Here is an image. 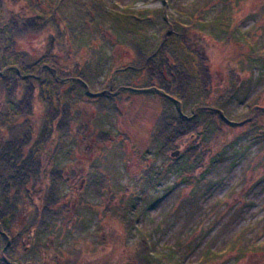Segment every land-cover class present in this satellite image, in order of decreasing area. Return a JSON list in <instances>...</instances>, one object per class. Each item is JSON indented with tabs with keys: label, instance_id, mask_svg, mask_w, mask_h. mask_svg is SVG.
Masks as SVG:
<instances>
[{
	"label": "rangeland",
	"instance_id": "rangeland-1",
	"mask_svg": "<svg viewBox=\"0 0 264 264\" xmlns=\"http://www.w3.org/2000/svg\"><path fill=\"white\" fill-rule=\"evenodd\" d=\"M163 1L170 2L169 21L180 14L184 20L198 18L201 10L207 11V20L225 18L217 26L209 21L204 32L194 28L185 33L188 45L204 58L211 74L205 103L225 107L229 121L222 123L218 135L207 144V161L187 177L186 184L177 169L185 162L184 153L195 135L176 140L175 148L166 153L153 145L165 94L150 93L155 85L147 81L145 71L134 77V84L130 81L132 75L122 70L142 58L107 22L99 23L102 18L94 6L104 3L114 12L133 9L136 14H147L144 9L151 8L148 16L155 24L144 19L139 29L140 42L149 38L145 48L150 49L160 41L166 23L159 10ZM57 3L56 25L41 33L29 32L16 45L32 63L47 51L59 63L58 78L70 76L71 80L53 91V107L44 103L37 84L32 98L27 87L30 81L20 76L12 80L11 91L0 90V157L8 140L25 141L21 139L26 127L35 139L24 145V155L36 142L41 125L46 122L53 130L40 139L38 170L26 187L14 191L23 197L17 203L15 221L10 227L0 226L8 238L1 240L0 255L12 243L4 253L12 254L20 264H27L26 260L48 263L56 256L66 264H139V245L147 233L153 234L156 256L166 254L165 264L171 260L169 248L177 241L194 246L183 264H201L199 251L212 245V256L220 258L215 264H264V60L248 56L254 42L256 53L264 55V0H8L6 6L32 16L48 14ZM86 18L90 19L87 28L79 27L89 32L73 46L72 27ZM56 26L64 34L62 40ZM247 32L253 40L246 41ZM230 33L232 38L226 40ZM178 57L189 71L195 68V59L187 53ZM143 83L146 86L138 88L141 92L134 93ZM9 99L17 101L16 113L23 115L15 126L11 122L15 114L8 112ZM184 110L191 116L193 104L187 103ZM3 116L10 117L11 123L2 122ZM232 145L247 146L246 156L225 160L217 173L201 178L209 159L230 152ZM177 150L180 153L173 157ZM149 166L161 172L156 186L140 179ZM199 181L198 206L185 202ZM47 202L50 216L48 212L46 216L53 220L39 231L38 224L32 223L36 214L41 218ZM134 215L139 219L131 226L128 223Z\"/></svg>",
	"mask_w": 264,
	"mask_h": 264
},
{
	"label": "trees",
	"instance_id": "trees-1",
	"mask_svg": "<svg viewBox=\"0 0 264 264\" xmlns=\"http://www.w3.org/2000/svg\"><path fill=\"white\" fill-rule=\"evenodd\" d=\"M169 3V1H163V5L159 8L163 13V19L166 23L161 29L162 37L160 41L155 43L150 49L145 48V44L148 43L149 38H147L144 43L140 42L141 38L139 39V29H143V25L142 27L140 25L144 19L148 20V23L150 24H155L154 18L148 16L150 11H152L151 8L144 9L149 12H147V14H141L143 11L136 14L133 13V9L132 12H126L125 10H116L114 12L108 8V6L106 7L104 3H98L99 5L94 4V6L98 11L97 16L102 18V21L99 23L107 22L110 29L117 35L122 36L125 43L135 46H133V49H135L134 51L137 53V57L142 58L129 63L124 70H122L123 72H128L129 75H132L130 81L134 84V77H136L138 73L145 71L148 74L147 81H149L152 86L155 85V88H152L150 93L159 95V93L164 92L165 94L163 95L165 96L163 97L164 110L156 124V132L153 135V145L158 147V151L166 153L175 148L176 140L186 135H195V142L187 148L184 153V156H186L185 162L177 169L178 175L185 178L184 182L186 184L188 182L187 177L190 176L195 169L201 166L202 163L207 161L210 153V150L206 147L207 144L218 135L222 123H228L229 121L224 106V108L220 109L205 103L210 89L211 74L205 64L204 58H202L198 51L188 45L185 33L194 28L204 32L209 21H213L217 26L220 22H223L225 18L213 16V20H207V11L201 10L198 11V18L190 16L184 20L182 14H180L177 17H172L173 21H169L167 17V13L170 11ZM7 4L8 0H0V90L11 91L12 80L14 78L18 79L20 76L23 79H28L30 81L27 86L28 89L31 90V93L29 94H33V90L37 89L35 86L37 84L42 90V99L44 100V103L48 106H52L55 102L53 91L59 89L58 87H61V84L66 81H70V76L63 78L62 80L58 78L57 73L59 74L62 72L59 68V63L54 62L52 60L53 57H50L49 54L47 55V51L40 57L39 61L32 63L28 58L29 55L26 51H19L16 41L19 37H23L29 32L33 31L34 33H41L47 28H50V26L52 27V25H56L54 22L56 20L55 12L58 9V3L51 5V12L48 14H34L32 16L27 13L18 14L12 12L7 9ZM80 12L82 13L81 10ZM83 16V18H85L87 15L85 16V14H83ZM91 19L92 21L94 20L93 18ZM89 22L90 19L86 18L76 27H72L74 33L71 34V44L73 46H75L76 40L80 41L81 38L85 37V33L89 32L86 31L87 29L85 31L82 30L79 26L87 28ZM213 27H215V25ZM56 28V30L60 32L59 27L56 26ZM222 33L224 34V31ZM58 34V39L62 40L64 37L63 32L61 31ZM230 34L231 36L226 40L232 38L233 33ZM245 34L244 37L246 41H251L252 37L250 33L247 32ZM50 39L55 40L54 34H50ZM254 43L251 44L252 51L248 56L251 60L263 61L264 55L256 53L257 50L253 47L255 45ZM182 53H187L188 57L191 56L195 59L196 64H193L195 68L190 69L189 71L186 64L180 61L178 54ZM118 71L121 70L119 69ZM79 73L81 72L77 71V74ZM164 74L168 76V79L164 77ZM71 77L72 79L74 78L73 76ZM83 84L85 88L86 83L84 82ZM140 86L146 85L144 83L139 84L133 89V92L140 93L142 90L138 89L141 88ZM187 103L193 104L194 113L191 116H188L184 110V106ZM7 105L8 112L12 111L15 115L11 116L12 120L10 117L3 116L2 122H8L11 120L13 126H15L17 123H15V121L23 115H21V113H16L17 101L9 99ZM66 111H68V108ZM47 124L48 123L45 122V124L41 125L39 128L37 140L31 145L27 155H24L23 152L24 145H26V143L30 144V142H33L35 139L28 127H26L27 130L25 136L21 139H25V141L15 142L18 138L13 137L15 139L8 140L6 144H4L5 150L1 151L0 159L2 162L0 164V177H2V180L0 181V226L2 229L3 227H10L15 221L13 219L16 218L18 213L19 208L17 203L21 202L23 197L20 196L18 186L20 188L22 186L26 187V184L33 173L38 170L37 164L35 163L39 160L37 153L41 146L40 139L45 136L48 137L53 131L51 128L49 129ZM8 130H10V128H8ZM101 138L102 137H99V140ZM18 145H20V147L17 148ZM247 149V146L232 145L230 152L227 153V151H223L220 152L219 155L213 158L211 157L209 159L207 171L202 173L201 178H204L211 172L217 173L225 160H235V158L241 160L246 156ZM161 178L162 175L158 168L149 166L148 170L144 171L143 176H141L140 179H145L149 186H156ZM196 183V190H194L191 195L184 197V201L198 206V202L202 196V188H199L200 181ZM213 183L215 182L210 184L213 185ZM15 190L19 191L15 194ZM161 199L162 198L158 199L156 203ZM48 202L45 204V209L42 210L41 218L38 219L37 214L34 216V222L32 224L37 223L39 231L48 226V223H50L49 220H53H51L50 217L48 219L46 216L47 212L50 216V206ZM182 206H184V204ZM131 209L134 211L135 206L131 205ZM58 215H61V212H59ZM138 219V216L134 215L128 224L133 226L137 223ZM156 230L158 231L159 227H157ZM6 235L5 232L0 231V243H2V239H8ZM152 237L153 234L148 235L147 233H143L142 235V240L138 249L139 264H165L162 258H164L166 254L160 253V255L156 256L157 252L154 248ZM11 246L12 243H7L4 247V250L2 251L3 256L0 255V264L15 263L12 254L7 256L4 253L5 251H10ZM230 247L231 245H229V248ZM214 249L215 248L212 245L207 250L202 249L199 251L198 258L201 264H215L216 261L220 259L217 256H212L211 252H213ZM220 249H217L215 252L217 253ZM169 250L171 260L166 264H183L184 259L189 255V252L187 251L190 250L192 252L194 246L192 247L189 243H185L184 245V243L177 241L169 248ZM10 257H12V260ZM175 260H178V262H175ZM26 262L27 264H66L65 262L60 261L58 256L52 258L51 262L48 263H44V261L31 263L29 260H26Z\"/></svg>",
	"mask_w": 264,
	"mask_h": 264
},
{
	"label": "water",
	"instance_id": "water-1",
	"mask_svg": "<svg viewBox=\"0 0 264 264\" xmlns=\"http://www.w3.org/2000/svg\"><path fill=\"white\" fill-rule=\"evenodd\" d=\"M180 153V151L179 150H177V151H174L173 153H172V156L173 157H176V156H178V154Z\"/></svg>",
	"mask_w": 264,
	"mask_h": 264
}]
</instances>
